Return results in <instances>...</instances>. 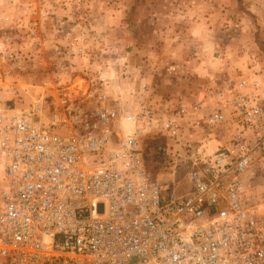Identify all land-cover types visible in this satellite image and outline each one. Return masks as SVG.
Wrapping results in <instances>:
<instances>
[{
	"label": "built area",
	"instance_id": "2783aa9c",
	"mask_svg": "<svg viewBox=\"0 0 264 264\" xmlns=\"http://www.w3.org/2000/svg\"><path fill=\"white\" fill-rule=\"evenodd\" d=\"M12 45L0 32V264H264L257 83L207 89L224 105L199 100L161 119L108 106L104 93L93 108L63 103L48 113L40 98L17 110L6 98L23 61ZM55 52L61 69L78 53ZM124 121L170 141L161 152L184 167L191 191L177 194L178 184L149 173L141 133ZM225 125L226 139L213 136Z\"/></svg>",
	"mask_w": 264,
	"mask_h": 264
},
{
	"label": "rangeland",
	"instance_id": "374dc122",
	"mask_svg": "<svg viewBox=\"0 0 264 264\" xmlns=\"http://www.w3.org/2000/svg\"><path fill=\"white\" fill-rule=\"evenodd\" d=\"M0 32L23 58L6 79L17 110L40 98L48 113L63 103L93 108L104 93L108 106L161 119L199 100L221 106L206 90L240 79L264 97V0H0ZM59 47L78 52L64 69ZM135 130L149 173L178 184L177 194L191 191L184 167L161 152L170 141L143 121L125 131ZM229 133L225 125L213 136Z\"/></svg>",
	"mask_w": 264,
	"mask_h": 264
},
{
	"label": "bare ground",
	"instance_id": "6f19581e",
	"mask_svg": "<svg viewBox=\"0 0 264 264\" xmlns=\"http://www.w3.org/2000/svg\"><path fill=\"white\" fill-rule=\"evenodd\" d=\"M125 123H127V125H125V130H126V129H127V127H128V124H129L130 122H128V121H127V122H126V121H124V124H125Z\"/></svg>",
	"mask_w": 264,
	"mask_h": 264
}]
</instances>
